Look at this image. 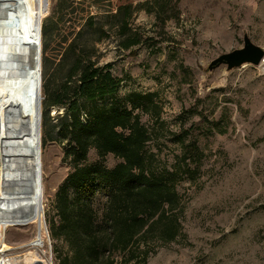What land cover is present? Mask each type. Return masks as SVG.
Instances as JSON below:
<instances>
[{
    "label": "rangeland",
    "instance_id": "1",
    "mask_svg": "<svg viewBox=\"0 0 264 264\" xmlns=\"http://www.w3.org/2000/svg\"><path fill=\"white\" fill-rule=\"evenodd\" d=\"M47 1L41 26L58 2ZM129 1L136 7L133 26L146 40L130 49L119 48L113 38L102 40L97 44L99 64H110L121 79L119 96L156 92L169 126L188 129L187 135L204 153L197 181L178 187L186 203V238L159 248L147 264H264V62L231 70L224 64L209 68L216 57L241 48L245 38L264 48V0ZM41 112L43 204L49 231L50 223L58 222L56 191L73 162L65 157L66 142L56 135V117L63 108H49L45 118L41 100ZM167 144L163 153L171 158L170 147L176 148ZM97 159L91 148L83 163ZM103 163L112 168L117 159L108 154ZM34 229L10 227L6 243H24ZM50 238L58 264L56 250L64 253L66 244Z\"/></svg>",
    "mask_w": 264,
    "mask_h": 264
},
{
    "label": "trees",
    "instance_id": "2",
    "mask_svg": "<svg viewBox=\"0 0 264 264\" xmlns=\"http://www.w3.org/2000/svg\"><path fill=\"white\" fill-rule=\"evenodd\" d=\"M135 10L129 0H58L42 25V105L45 118L63 108L56 135L73 162L55 194L58 222L49 225L52 239L66 244L64 253L55 249L58 264H147L186 238L178 187L197 181L204 153L188 129L169 126L156 92L119 96L121 79L99 64L102 40L122 49L146 40L133 26ZM167 142L176 148L171 158ZM91 148L98 159L83 163ZM108 154L117 159L112 168L103 163Z\"/></svg>",
    "mask_w": 264,
    "mask_h": 264
},
{
    "label": "bare ground",
    "instance_id": "3",
    "mask_svg": "<svg viewBox=\"0 0 264 264\" xmlns=\"http://www.w3.org/2000/svg\"><path fill=\"white\" fill-rule=\"evenodd\" d=\"M47 3V0H0V244L3 247L8 246L5 236L9 226L26 224L34 227L39 236L46 231L41 136L36 157L33 121L38 110L41 112V86L39 107L36 99L42 60L36 43L41 36ZM38 258L28 252L21 261L29 264Z\"/></svg>",
    "mask_w": 264,
    "mask_h": 264
},
{
    "label": "water",
    "instance_id": "4",
    "mask_svg": "<svg viewBox=\"0 0 264 264\" xmlns=\"http://www.w3.org/2000/svg\"><path fill=\"white\" fill-rule=\"evenodd\" d=\"M41 29H42V26H41ZM41 37H42V34L38 38L37 43H36V45H38V52L40 55L39 60L42 58V44H40ZM263 58H264V48L253 44L248 38H245L244 44L241 48L235 49L231 52L223 53L220 56L216 57L215 59L211 61L209 68L212 69L218 65L224 64L226 65L227 70H231L233 68L240 67L244 64L258 65L261 63ZM40 86H41V72L39 69V74L37 77L38 93H37V99H36V101L38 102V107H39V103L41 100ZM41 115H42L41 112L38 110L37 116L34 118V121H33V126L35 127V132L37 136L36 137V145H37L36 157L39 156V148H40ZM38 162L39 161L37 160L35 164H38ZM36 167H35V170L38 174V166Z\"/></svg>",
    "mask_w": 264,
    "mask_h": 264
},
{
    "label": "built area",
    "instance_id": "5",
    "mask_svg": "<svg viewBox=\"0 0 264 264\" xmlns=\"http://www.w3.org/2000/svg\"><path fill=\"white\" fill-rule=\"evenodd\" d=\"M261 62H264V58ZM19 226L25 227L27 225L21 224L17 226H9L7 229L10 227ZM45 227V234L39 236L34 229L31 237L24 243L18 245L6 243L8 245L6 247H3L4 245L0 244V264H22L23 262L21 259L28 252L35 253L39 257L35 261L29 262V264H56L52 251L53 249L50 233L48 231L47 225H45Z\"/></svg>",
    "mask_w": 264,
    "mask_h": 264
}]
</instances>
